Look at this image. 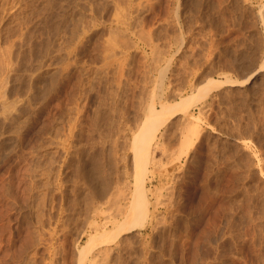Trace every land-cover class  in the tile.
I'll list each match as a JSON object with an SVG mask.
<instances>
[{
    "label": "rangeland",
    "instance_id": "374dc122",
    "mask_svg": "<svg viewBox=\"0 0 264 264\" xmlns=\"http://www.w3.org/2000/svg\"><path fill=\"white\" fill-rule=\"evenodd\" d=\"M0 52V264H77L115 209L96 210L89 186L131 190L148 105L249 74L155 121L146 222L84 264H264V0H0ZM194 114L199 137L178 155Z\"/></svg>",
    "mask_w": 264,
    "mask_h": 264
},
{
    "label": "bare ground",
    "instance_id": "6f19581e",
    "mask_svg": "<svg viewBox=\"0 0 264 264\" xmlns=\"http://www.w3.org/2000/svg\"><path fill=\"white\" fill-rule=\"evenodd\" d=\"M123 1V0H122ZM133 1V0H132ZM146 1V0H145ZM183 1V0H182ZM86 2V1H85ZM93 2V1H92ZM101 2V1H100ZM149 2V1H148ZM79 3V2H78ZM151 3V2H150ZM158 3V2H157ZM87 4V3H86ZM125 4V3H124ZM135 4V3H134ZM88 5V4H87ZM90 5V4H89ZM115 5V4H114ZM185 5V4H184ZM157 6V5H156ZM91 7V6H90ZM98 7V6H97ZM103 7V6H102ZM144 7V6H143ZM110 8H111V6H110ZM119 8V7H118ZM148 8H149V6H148ZM177 8V7H176ZM175 8V9H176ZM114 10H115V8H114ZM117 10V9H116ZM135 10H136V8H135ZM141 9L139 8V10H138V12L140 11ZM146 10V9H145ZM81 11V10H80ZM112 11V10H111ZM182 11V10H181ZM72 12V11H71ZM104 12V11H103ZM134 12V11H133ZM138 12H137V14H138ZM185 12V11H184ZM108 14H109V12H108ZM111 14V13H110ZM116 14V13H115ZM132 14V13H131ZM145 14V13H144ZM112 15H113V13H112ZM135 15V14H134ZM142 15V14H141ZM148 15V14H147ZM175 15V14H174ZM207 16V15H206ZM260 16V15H259ZM115 17V16H114ZM132 17V16H131ZM142 17V16H141ZM148 17V16H147ZM172 17V16H171ZM194 17V16H193ZM54 18V17H53ZM92 18V17H91ZM138 18V17H137ZM169 18H170V16H169ZM168 18V19H169ZM189 18H190V16H189ZM205 18V17H204ZM81 19V18H80ZM116 19V18H115ZM140 19V18H139ZM191 19V18H190ZM10 20V19H9ZM79 20V19H78ZM82 20V19H81ZM91 19H89V21H90ZM141 20V19H140ZM70 21V20H69ZM124 21V20H123ZM145 21V20H144ZM177 21V20H176ZM71 22V21H70ZM80 22V21H79ZM87 22V21H86ZM151 22H152V20H151ZM150 22V23H151ZM174 22V21H173ZM24 23V22H23ZM73 23V22H72ZM116 23V22H115ZM126 24H127V22H125ZM148 23V22H147ZM154 23V22H153ZM159 23V22H158ZM7 24H9V23H7ZM69 24V23H68ZM81 24V23H80ZM189 24V23H188ZM75 25V24H74ZM86 25V24H85ZM90 25V24H89ZM131 25V24H130ZM154 25V24H153ZM158 25V24H157ZM173 25V24H172ZM175 25V24H174ZM148 26V25H147ZM152 26V25H151ZM167 26V25H166ZM165 26V27H166ZM73 27V26H72ZM89 27V26H88ZM114 27V26H113ZM132 27L133 28H135L133 25H132ZM137 27V26H136ZM169 27V26H168ZM171 27V26H170ZM74 28V27H73ZM85 28V27H84ZM83 28V29H84ZM99 28V27H98ZM123 28V27H122ZM161 28V27H160ZM185 28H188V27H185ZM9 29V28H8ZM68 29V28H67ZM72 29V28H71ZM114 29V28H113ZM117 29V28H116ZM124 29V28H123ZM123 29H121V30H123ZM146 29V28H145ZM165 29V28H164ZM111 30H112V26H111ZM118 30V29H117ZM141 30V29H140ZM156 30V29H155ZM159 30V29H158ZM179 30V29H178ZM71 31V30H70ZM82 31V30H81ZM113 31V30H112ZM120 31V30H119ZM144 31V30H143ZM148 31V30H147ZM133 32H134V30H133ZM132 32V33H133ZM141 32V31H140ZM157 32V31H156ZM163 32H164V30H163ZM162 32V33H163ZM116 33V32H115ZM125 33V32H124ZM130 33V32H129ZM138 33V32H137ZM142 33V32H141ZM145 33V32H144ZM151 33H152V31H151ZM150 33V34H151ZM184 33V32H183ZM69 34V33H68ZM122 34V33H121ZM113 35H115V34H113ZM126 35V34H125ZM136 35V34H135ZM134 35V36H135ZM138 35V34H137ZM143 35V34H142ZM145 35V34H144ZM143 35V36H144ZM147 35V34H146ZM167 35V34H166ZM68 36V35H67ZM72 36V35H71ZM139 36V35H138ZM143 36H142V38H143ZM159 36V35H158ZM180 36V35H179ZM110 37V36H109ZM108 37V38H109ZM114 37V36H113ZM117 37H119V36H117ZM124 37V36H123ZM146 37V36H145ZM144 37V38H145ZM151 37V36H150ZM174 37V36H173ZM32 38V37H31ZM111 38V37H110ZM125 38V37H124ZM138 38V37H137ZM172 38V37H171ZM113 39V38H112ZM127 39H129V38H127ZM145 39H147V38H145ZM149 39V38H148ZM173 39V38H172ZM35 40V39H34ZM108 40H110V39H108ZM119 40H120V38H119ZM138 40V39H137ZM141 40V39H140ZM144 40V39H143ZM153 40V39H152ZM178 40V39H177ZM7 41V40H6ZM26 41V40H25ZM67 41V40H66ZM114 41V40H113ZM113 41H112V43H113ZM117 41H118V39H117ZM122 41V40H121ZM171 41V40H170ZM28 42V41H27ZM109 42L110 41H108V44H109ZM115 42V41H114ZM123 42V41H122ZM255 42V41H254ZM48 43V42H47ZM119 43H121V42H119ZM136 43V42H135ZM181 43H182V41H181ZM17 44V43H16ZM15 44V45H16ZM22 44V43H21ZM129 44V43H128ZM259 44V43H258ZM79 45V44H78ZM114 45V44H113ZM116 45V44H115ZM131 45V44H130ZM135 45V44H134ZM138 45V44H137ZM27 46V45H26ZM30 46V45H29ZM43 46V45H42ZM121 46V45H120ZM127 46V45H126ZM255 46V45H254ZM20 47V46H19ZM34 47V46H33ZM44 47H46V46H44ZM48 47V46H47ZM108 47V46H107ZM128 47H129V45H128ZM29 48V47H28ZM112 48V47H111ZM17 49V48H16ZM107 49V48H106ZM128 49V48H127ZM254 50V49H253ZM109 51V50H108ZM243 51V50H242ZM248 51V50H247ZM252 51V50H251ZM256 51V50H255ZM68 52V51H67ZM117 52V51H116ZM1 53V52H0ZM119 53V52H118ZM121 53V52H120ZM145 53V52H144ZM146 54V53H145ZM67 55V54H66ZM115 55V54H114ZM117 55V54H116ZM254 55V54H253ZM258 55V54H257ZM146 56V55H145ZM22 57H24V56H22ZM244 57H245V54H244ZM247 57V56H246ZM254 57H256L255 55H254ZM63 58V57H62ZM150 58V57H149ZM148 58V59H149ZM250 58V57H249ZM252 58V57H251ZM116 59H118V58H116ZM115 59V60H116ZM242 59V58H241ZM240 59V60H241ZM123 60V59H122ZM121 60V61H122ZM160 61V60H159ZM67 63V62H66ZM66 63H65V65H66ZM115 63V62H114ZM124 63V62H123ZM123 63H122V65H123ZM251 63V62H250ZM32 64V63H31ZM106 64V63H105ZM116 64V63H115ZM159 64V63H158ZM30 65V64H29ZM119 65V64H118ZM125 65V64H124ZM167 65V64H166ZM121 67V66H120ZM166 67V66H165ZM165 67H163V68H165ZM162 68V67H161ZM106 69V68H105ZM118 69V68H117ZM152 70V68L150 69V71ZM159 70H161V69H159ZM119 71V70H118ZM169 71V70H168ZM108 72H109V70H108ZM126 72V71H125ZM160 71H158L157 73H159ZM16 73V72H15ZM120 74H121V72H119ZM148 73V72H147ZM161 73V75H159L160 77H161V79L163 78L162 76L164 75V69H163V72H160ZM119 74V76H121ZM251 75L252 74H249L248 76H246V77H243L244 79L243 80H238V79H231V78H229L228 76L226 77L225 76V79H216V78H207L205 81H203L201 84H199L198 86H197V88L195 89V91L193 92V93H189V95H184L183 97L181 96V98H180V96H179V98L180 99H177L174 103H168V102H166L167 100H165L164 99V96H162L161 95V93H159V99H160V106H159V108H157V107H155L153 104H149L148 105V107H147V109H148V115H147V118H146V121H144L143 122V124H142V128H141V130L140 131H138V133L135 135V136H133L134 138H133V141L131 142V145H132V151H133V153H132V157H131V160H132V177H134V181H133V186L131 187V190L128 192V194L127 195H125V194H123V193H125V192H121V189L120 190H118L117 188H115V190L117 191H115V190H113V191H115V192H113V191H111L110 193H108L109 192V189L110 188H108V186H106V185H104V186H102L101 188H100V186L101 185H103V184H98V182L95 180L96 178H94V176L97 174H94V175H92V172L91 171H89V173L91 172V174H89V173H87V174H89V176L91 175V177L93 176V180H95L96 181V185H99V186H96L95 184V188H92V187H94L93 186V184L91 183V182H94L93 180L90 182L91 184H90V186L92 185V187H90L89 186V188H91L90 190H93L94 191V194L93 193H91L92 195H93V197L95 196L96 198H98V205L96 204V206H97V209L96 210H98V207H99V205H100V208H102V210L103 211H106V210H108L109 211V206L111 207V206H115V209H113L114 211L113 212H111L110 213V211L109 212H107L106 211V215L104 216V219H103V221H102V226L100 227H98L97 225V227L96 226H94V227H96V229H95V231L98 229V228H101L100 230H101V232H100V230H99V234H97L96 232H94V233H96V234H91L90 236H88L87 237V240L81 245V247L79 248V250H78V258H77V264H84V258H85V255L88 253V252H90L93 248H95V247H97L98 248V252H99V249L101 250V248H103L102 246H106V245H109V244H111L112 243V241H113V243H114V240H116V237L117 236H120V234L122 235V233H126V232H130V231H132V230H135L136 229V227L137 226H144V223L146 222V219H147V216H148V205H149V201H148V196H147V173L149 172V171H151L150 169H149V164L150 163H152V161H153V146H152V144L154 143V142H156L157 140L155 139V137H156V131H157V129H158V127L159 126H156V124H158V122H155V121H157L159 118H161L164 114H166V113H172V112H175V111H180V112H184V113H186L187 112V109L190 107V106H192V105H194V104H196V102L198 101L199 102V100H201L202 99V101H203V99L204 98H206V96L208 95V92L211 90V88L213 89V88H218V87H220V86H222V84L223 83H228L229 85H234V84H240V82H245V81H247L250 77H251ZM107 76V75H106ZM117 76H118V73H117ZM118 76V77H119ZM157 76H158V74H157ZM158 76V77H159ZM118 77H117V79H118ZM255 77V76H254ZM120 78V77H119ZM121 79V78H120ZM42 80V79H41ZM119 80V79H118ZM39 81V80H38ZM37 84V83H36ZM34 86V85H33ZM117 86H119V85H117ZM49 87V86H48ZM108 87V86H107ZM157 87V86H156ZM50 88V87H49ZM55 88V87H54ZM117 88V87H116ZM222 88V87H221ZM229 88V87H228ZM15 89H17V88H15ZM20 89V88H19ZM159 89H161V87L159 88ZM98 91V90H97ZM159 91V90H158ZM161 91V90H160ZM174 91H175V89H174ZM221 91V90H220ZM106 92V91H105ZM155 93V92H154ZM157 93V92H156ZM171 93H173V92H171ZM226 94V93H225ZM226 96V95H225ZM259 96V95H258ZM106 97V96H105ZM146 97V96H145ZM228 97V96H227ZM260 97H261V95H260ZM114 99V98H113ZM158 99V100H159ZM168 99H170V98H168ZM227 99V98H226ZM141 100V99H140ZM140 100H139V102H140ZM150 100H152V99H150ZM157 100V101H158ZM258 100V99H257ZM247 101V100H246ZM12 102V101H11ZM113 102V101H112ZM138 102V103H139ZM150 102V101H149ZM249 102V101H248ZM259 102V101H258ZM261 102V101H260ZM259 102V104H261ZM111 103V102H110ZM116 103V102H115ZM143 103H145V100H144V102ZM121 104V103H120ZM256 104V103H255ZM117 105V104H116ZM141 106H142V104H140ZM139 105V106H140ZM120 106V105H119ZM144 106V105H143ZM259 106V105H258ZM114 108V107H113ZM112 108V109H113ZM123 108V107H122ZM140 108V107H139ZM120 109V108H119ZM125 109V108H124ZM128 109V108H127ZM21 110V109H20ZM115 110V109H114ZM117 110V109H116ZM23 111V110H22ZM26 111V110H25ZM122 111V110H121ZM144 111V110H143ZM142 111V112H143ZM259 111V110H258ZM120 112V111H119ZM106 113V112H105ZM128 113V112H127ZM183 113V114H184ZM189 113H187V115H188ZM124 115V114H123ZM6 116V115H5ZM9 116V115H8ZM14 117V116H13ZM13 117H9V118H13ZM139 117V116H138ZM194 117H195V119H194ZM163 118H164V116H163ZM169 118V117H168ZM187 117H185V119H186ZM14 119H15V117H14ZM165 119V118H164ZM2 120H4L3 118H2ZM11 120H13V119H11ZM24 120V119H23ZM125 120V119H124ZM162 120V119H161ZM198 120H199V117L197 116V115H192L191 116V119H188V120H186V122H185V124H184V126H182V127H184V132H183V134H184V139H182V143H181V145H180V151H179V153H178V155L180 154H187L188 153V150H189V148L192 146V144H193V142H194V140L195 139H197V137H199V128H198ZM25 121V120H24ZM126 121V120H125ZM160 121V120H159ZM163 121V120H162ZM183 121V120H182ZM4 122V121H3ZM94 122V121H93ZM138 122V121H137ZM20 123V122H19ZM25 123V122H24ZM23 123V124H24ZM115 123V122H114ZM154 123H156V124H154ZM253 123V122H252ZM127 124V123H126ZM159 124H160V122H159ZM158 124V125H159ZM182 124H183V122H182ZM181 124V125H182ZM138 125V124H137ZM136 125V126H137ZM167 125V124H166ZM98 126V125H97ZM128 126V125H127ZM14 127V126H13ZM10 128V127H9ZM97 129V128H96ZM102 129V128H101ZM164 129V127L162 128V130ZM139 130V129H138ZM70 132H71V130H69ZM68 131V132H69ZM81 131V130H80ZM107 133V132H106ZM130 133H132L131 132V130H130ZM9 134V133H8ZM160 134V133H159ZM161 135V134H160ZM21 136V135H20ZM80 136V135H79ZM119 136V135H118ZM115 137V136H114ZM107 138V137H106ZM132 138V137H131ZM92 139H93V137H92ZM91 139V140H92ZM101 139V138H100ZM109 139V138H108ZM104 140V139H103ZM111 140V139H110ZM156 140V141H155ZM69 141V140H68ZM70 142V141H69ZM16 144V143H15ZM95 144V143H94ZM12 145H13V143H12ZM11 146V145H10ZM73 146V145H72ZM85 146H86V144H85ZM130 146V145H129ZM128 146V147H129ZM154 146H156V145H154ZM163 146V145H162ZM89 147V146H88ZM87 147V148H88ZM103 147V146H102ZM101 147V148H102ZM157 147V146H156ZM131 148V147H130ZM164 148V147H163ZM9 149H11L10 147H9ZM12 150V149H11ZM80 150V149H79ZM85 150V149H84ZM76 151V150H75ZM13 152H14V150H13ZM72 152V151H71ZM88 152V151H87ZM90 152V151H89ZM18 153V152H17ZM77 153V152H76ZM126 153V152H125ZM6 154V153H5ZM169 154H171V153H169ZM12 155V154H11ZM178 155L176 154V156H177V158H179L178 157ZM174 156V155H173ZM120 158V157H119ZM176 158V159H177ZM123 159V158H122ZM175 159V158H174ZM65 160V159H64ZM172 161V160H171ZM170 161V162H171ZM64 162V161H63ZM76 163V162H75ZM156 163V162H155ZM61 164V163H60ZM154 164V163H153ZM105 165H107V164H105ZM130 166V165H129ZM97 167V166H96ZM107 167V166H106ZM102 168V167H101ZM112 168H113V166H112ZM151 168V167H150ZM94 169V168H93ZM115 169V168H114ZM157 169V168H156ZM178 169V168H177ZM103 170V169H102ZM179 170V169H178ZM97 171V170H96ZM114 172V171H113ZM57 173V172H56ZM80 172H78V174H79ZM106 173V172H105ZM127 173V172H126ZM98 174H103V172L102 173H98ZM119 173L117 172V175H118ZM124 174V173H123ZM104 175V174H103ZM108 175V174H107ZM115 175H116V173H115ZM179 175V174H178ZM86 176V175H85ZM99 176V175H98ZM98 176H96V177H98ZM101 176V175H100ZM99 176V177H100ZM119 176H120V174H119ZM119 176H118V179H119ZM176 176V175H175ZM98 177V180H99V183H102L101 181H103V183L105 184H107V182H104V181H106L107 179H108V176H107V179H105V180H102L101 178H99ZM103 179H104V176H101ZM106 177V176H105ZM110 177H111V175H110ZM117 177V176H116ZM173 177V176H172ZM112 178V177H111ZM110 178V179H111ZM121 178V177H120ZM88 179H91L90 177L88 178ZM117 178L115 179V181L117 182V180H118ZM125 179V178H124ZM174 179H176V178H174ZM83 180V179H82ZM101 180V181H100ZM109 180V179H108ZM111 180H114V179H111ZM111 180H109L108 182L110 183V185L112 184L113 185V183H112V181ZM173 180V179H172ZM84 181V180H83ZM90 181V180H89ZM121 181V180H120ZM78 182V181H77ZM87 182V181H86ZM124 182H125V180H124ZM129 182V181H128ZM79 183V182H78ZM95 183V182H94ZM115 183V182H114ZM123 183V182H122ZM175 183V182H174ZM124 184V183H123ZM128 184V183H127ZM82 185V184H81ZM84 185V184H83ZM82 185V186H83ZM86 185V184H85ZM89 185V184H88ZM110 185H109V187H110ZM115 186H117V185H119V183L116 185V183L114 184ZM122 185V184H121ZM162 185V184H161ZM114 186V187H115ZM88 187V186H87ZM106 187H107V189H108V191H106ZM113 187V186H112ZM111 187V188H112ZM113 187V188H114ZM120 187V186H119ZM122 187H123V185H122ZM122 187H120V188H122ZM126 187V186H125ZM162 187V186H161ZM96 188H99V191H98V189H96ZM149 188V187H148ZM87 189V188H86ZM94 189H96V190H94ZM123 189V188H122ZM129 189V188H128ZM159 189V188H158ZM162 189V188H161ZM156 190V189H155ZM92 191V192H93ZM122 191H124V190H122ZM154 191V190H153ZM88 192V191H87ZM86 192V193H87ZM106 193H108V194H106ZM119 193H121V194H119ZM157 193V192H156ZM172 193V192H171ZM155 194V193H154ZM164 194V193H163ZM166 194V193H165ZM78 195V194H77ZM84 196H85V194H83ZM87 195V194H86ZM118 195H121L122 197H120V196H118ZM151 196V195H150ZM158 196V195H157ZM81 197V196H80ZM83 197V196H82ZM90 197H91V195H90ZM89 197V198H90ZM93 197H91L92 199H91V203L93 202V201H95V199H93ZM85 198H86V196H85ZM165 198V197H164ZM158 199V198H157ZM161 199V198H160ZM93 200V201H92ZM121 200H122V204H121ZM166 200V199H165ZM168 200V199H167ZM166 200V201H167ZM173 200V199H172ZM87 201H89V200H87ZM165 201V202H166ZM84 202V201H83ZM90 202V201H89ZM96 202V201H95ZM95 202H93V203H95ZM157 202H160V201H157ZM165 202H164V204H165ZM90 203V204H91ZM92 203V204H93ZM114 205H113V204ZM152 203V202H151ZM178 203V202H177ZM19 204V203H18ZM17 204V205H18ZM87 204H88V202H87ZM90 205L89 206V208H92V209H94V206L93 205H95V204H93V205ZM107 205L105 208L103 207V205ZM112 204V205H111ZM120 204H121V206L122 207H119L120 206ZM171 204V203H170ZM169 204V205H170ZM181 204V203H180ZM166 205V204H165ZM83 206V205H82ZM173 206H174V204H173ZM108 207V208H107ZM164 207V206H163ZM171 207V206H170ZM179 207V206H178ZM104 208V209H103ZM168 208V207H167ZM86 209V208H85ZM91 209V210H92ZM94 209V210H95ZM111 209V208H110ZM192 209V208H191ZM195 209V208H194ZM93 210V211H94ZM173 210V209H172ZM175 210V209H174ZM173 210V211H174ZM177 210V209H176ZM80 211V210H79ZM88 211V210H87ZM90 211V210H89ZM92 211V212H93ZM99 211V210H98ZM101 211V210H100ZM102 211V212H103ZM83 212V211H82ZM86 212V211H85ZM92 212H90V214L91 215H93L92 214ZM101 212V213H102ZM150 212V211H149ZM153 212V211H152ZM184 212V211H183ZM189 212H190V209H189ZM192 212V211H191ZM100 213V214H101ZM104 213V212H103ZM102 213V214H103ZM88 214H89V212H88ZM94 214H95V212H94ZM188 214V213H187ZM191 214V213H190ZM85 215V214H84ZM91 215H90V217H91ZM157 215V214H156ZM192 215V214H191ZM194 215H195V213H194ZM94 216H96V215H94ZM173 216V215H172ZM188 216V215H187ZM193 216V215H192ZM88 217V216H87ZM160 217V216H159ZM168 217H171V216H169L168 215ZM189 217H190V215H189ZM94 218V217H93ZM161 218V217H160ZM173 218V217H172ZM192 218V217H191ZM88 219V218H87ZM97 219V218H96ZM158 219V218H157ZM163 219V218H162ZM168 219V218H167ZM194 219V218H193ZM169 220V219H168ZM172 220L173 219H171V222H172ZM180 220H182V219H180ZM184 220V219H183ZM87 221V220H86ZM93 221H95V219H93ZM161 221V220H160ZM165 221V220H164ZM198 221V220H197ZM100 222H101V220H100ZM190 222V221H189ZM108 224H111L112 225V227H110V228H108ZM164 224V223H163ZM192 224V223H191ZM89 225V224H88ZM173 226V225H172ZM195 227V226H194ZM226 227H227V225H226ZM173 228V227H172ZM182 228V227H181ZM169 229V228H168ZM180 229V228H179ZM184 229V228H183ZM160 231V230H159ZM220 231V230H219ZM41 232V231H40ZM210 232V231H209ZM36 233V232H35ZM189 233V232H188ZM207 233V232H206ZM205 233V234H206ZM219 233V232H218ZM227 233V232H226ZM34 234V233H33ZM169 234V233H168ZM204 234V233H203ZM209 234V233H208ZM216 234V233H215ZM42 235V234H41ZM171 235V234H170ZM187 236V235H186ZM204 236V235H203ZM218 236H220V235H218ZM217 236V237H218ZM33 237V236H32ZM36 237V236H35ZM40 237V236H39ZM162 237V236H161ZM164 237V236H163ZM172 237V236H171ZM208 237V236H207ZM180 238H181V235H180ZM179 238V239H180ZM203 238V237H202ZM225 238V237H224ZM177 239H178V237H177ZM219 239V238H218ZM155 240V239H154ZM153 240V241H154ZM161 240V239H160ZM166 240V239H165ZM211 240H212V238H211ZM223 240V239H222ZM228 240V239H227ZM155 241H157V240H155ZM217 241V240H216ZM224 241V240H223ZM227 242V241H226ZM169 243H171V242H169ZM183 243V242H182ZM176 244V243H175ZM180 244V243H179ZM160 245H161V243H160ZM159 245V246H160ZM171 245V244H170ZM226 245H227V243H226ZM225 245V246H226ZM156 246V245H155ZM166 246V245H165ZM167 246H169V245H167ZM181 246V245H180ZM221 246V245H220ZM174 247V246H173ZM196 247V246H195ZM198 247V246H197ZM196 247V248H197ZM217 247V246H216ZM167 248V247H166ZM170 248V247H169ZM226 248V247H225ZM104 249H107V247H104ZM162 249V248H161ZM183 249V248H182ZM227 249V248H226ZM95 250V249H94ZM103 250V249H102ZM164 250V249H163ZM96 251V250H95ZM173 251H174V249H173ZM195 251V250H194ZM93 252V251H92ZM168 252V251H167ZM223 252V251H222ZM94 254V253H93ZM105 254V253H104ZM173 254V253H172ZM225 254V253H224ZM96 256V255H95ZM102 256V255H101ZM107 256V255H106ZM115 256V255H114ZM118 256V255H117ZM76 257V256H75ZM94 257V256H93ZM92 257V258H93ZM110 257H111V255H110ZM113 257V256H112ZM197 257V256H196ZM107 258V257H106ZM114 258H116V257H114ZM86 259H88V258H86ZM76 260V259H75ZM95 261V260H94ZM98 261V260H97ZM128 261V260H127ZM126 261V262H127ZM137 263V262H136ZM96 264H97V262H96ZM98 264H100V263H98ZM124 264H126L125 262H124ZM130 264V263H129ZM134 264V263H133Z\"/></svg>",
    "mask_w": 264,
    "mask_h": 264
}]
</instances>
